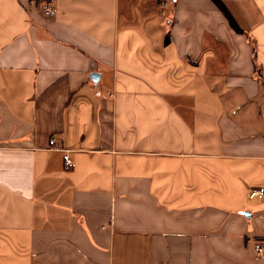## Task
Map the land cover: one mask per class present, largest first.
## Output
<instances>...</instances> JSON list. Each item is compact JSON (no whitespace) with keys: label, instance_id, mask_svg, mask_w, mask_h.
Here are the masks:
<instances>
[{"label":"crops","instance_id":"obj_1","mask_svg":"<svg viewBox=\"0 0 264 264\" xmlns=\"http://www.w3.org/2000/svg\"><path fill=\"white\" fill-rule=\"evenodd\" d=\"M45 1L0 0V264H264V0Z\"/></svg>","mask_w":264,"mask_h":264},{"label":"built area","instance_id":"obj_2","mask_svg":"<svg viewBox=\"0 0 264 264\" xmlns=\"http://www.w3.org/2000/svg\"><path fill=\"white\" fill-rule=\"evenodd\" d=\"M170 1L176 2L177 0H170ZM40 8H41L43 14L48 18L55 17L58 13V8L55 5L54 0H47L43 3H41ZM50 145L53 147H57L58 144H57V141L55 138L51 139ZM63 157H64L65 168L67 170L73 169L75 167V160L72 157V155L70 154V151L66 150ZM262 197H264V186L253 188L249 192V198L250 199L262 198ZM263 250H264L263 242L258 241L255 244L256 257H258V258L263 257Z\"/></svg>","mask_w":264,"mask_h":264},{"label":"water","instance_id":"obj_3","mask_svg":"<svg viewBox=\"0 0 264 264\" xmlns=\"http://www.w3.org/2000/svg\"><path fill=\"white\" fill-rule=\"evenodd\" d=\"M92 76L94 77L95 81H97V76H99V75L94 73Z\"/></svg>","mask_w":264,"mask_h":264},{"label":"trees","instance_id":"obj_4","mask_svg":"<svg viewBox=\"0 0 264 264\" xmlns=\"http://www.w3.org/2000/svg\"><path fill=\"white\" fill-rule=\"evenodd\" d=\"M167 41H168V38H167Z\"/></svg>","mask_w":264,"mask_h":264}]
</instances>
